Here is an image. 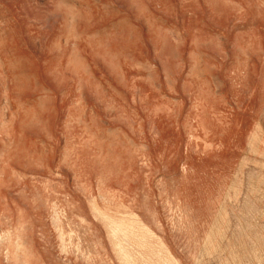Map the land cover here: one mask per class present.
<instances>
[{
	"label": "rangeland",
	"instance_id": "rangeland-1",
	"mask_svg": "<svg viewBox=\"0 0 264 264\" xmlns=\"http://www.w3.org/2000/svg\"><path fill=\"white\" fill-rule=\"evenodd\" d=\"M0 264H264V0H0Z\"/></svg>",
	"mask_w": 264,
	"mask_h": 264
}]
</instances>
